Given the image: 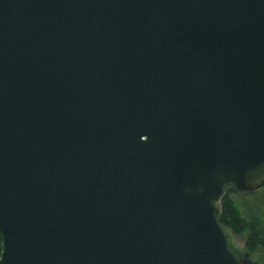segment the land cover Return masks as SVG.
Wrapping results in <instances>:
<instances>
[{"label": "water", "instance_id": "obj_1", "mask_svg": "<svg viewBox=\"0 0 264 264\" xmlns=\"http://www.w3.org/2000/svg\"><path fill=\"white\" fill-rule=\"evenodd\" d=\"M229 185L264 189V0H0V264H250Z\"/></svg>", "mask_w": 264, "mask_h": 264}, {"label": "rangeland", "instance_id": "obj_2", "mask_svg": "<svg viewBox=\"0 0 264 264\" xmlns=\"http://www.w3.org/2000/svg\"><path fill=\"white\" fill-rule=\"evenodd\" d=\"M256 194L254 196H246L236 191L231 192L230 197L239 206L240 216H242L243 220L238 217L234 219L233 217V222L225 221L223 229L227 235L229 247H231L237 258L241 260L247 259L250 264H264V245L262 243L259 245L252 238L250 239L249 228L247 229L245 224L243 225V223L248 224L250 222L248 210L251 207L258 210L262 209L261 212L264 213V192L261 190ZM235 221L237 223L234 224ZM2 250L0 245V258L3 253Z\"/></svg>", "mask_w": 264, "mask_h": 264}, {"label": "trees", "instance_id": "obj_3", "mask_svg": "<svg viewBox=\"0 0 264 264\" xmlns=\"http://www.w3.org/2000/svg\"><path fill=\"white\" fill-rule=\"evenodd\" d=\"M232 191H236L238 193H241L243 195H249V196H254L257 195L255 194H249V193H242L240 191H238L236 189V187H234L233 185H229L226 187V191H225V195L222 198L221 201V205H222V211L221 214L219 216V224L221 228H224V223L225 221H230L233 222V217L234 219H236V217H238L239 219L243 220L242 216H240V212H239V206L236 205L234 203V201L231 199L230 194ZM261 191V190H260ZM262 191L264 192V189H262ZM262 209L258 210V209H254V207H251L248 211H249V215L250 218L248 222V224L243 223V225L245 224V227L248 229L249 228V232H250V236L249 238L253 239L254 242H257V244H263L264 245V213L261 212ZM237 223L236 221L234 222V224ZM224 230V229H223ZM2 242H3V238L0 235V245L2 248ZM230 250L232 251L231 247Z\"/></svg>", "mask_w": 264, "mask_h": 264}, {"label": "flooded vegetation", "instance_id": "obj_4", "mask_svg": "<svg viewBox=\"0 0 264 264\" xmlns=\"http://www.w3.org/2000/svg\"><path fill=\"white\" fill-rule=\"evenodd\" d=\"M2 236V235H1ZM3 238V237H2ZM2 249H3V242H2ZM3 251V250H2Z\"/></svg>", "mask_w": 264, "mask_h": 264}]
</instances>
